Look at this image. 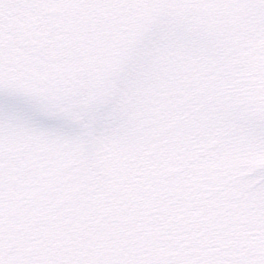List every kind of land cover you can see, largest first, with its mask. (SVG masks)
Instances as JSON below:
<instances>
[{
    "label": "snow or ice",
    "instance_id": "obj_1",
    "mask_svg": "<svg viewBox=\"0 0 264 264\" xmlns=\"http://www.w3.org/2000/svg\"><path fill=\"white\" fill-rule=\"evenodd\" d=\"M0 264H264V0H0Z\"/></svg>",
    "mask_w": 264,
    "mask_h": 264
}]
</instances>
